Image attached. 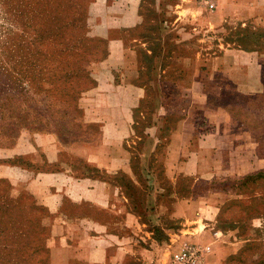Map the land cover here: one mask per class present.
I'll list each match as a JSON object with an SVG mask.
<instances>
[{"label": "crops", "instance_id": "1", "mask_svg": "<svg viewBox=\"0 0 264 264\" xmlns=\"http://www.w3.org/2000/svg\"><path fill=\"white\" fill-rule=\"evenodd\" d=\"M237 1L215 0L216 9L205 15L195 0H156L171 9L180 2L179 19L190 20L193 13L194 20L215 19L210 22L215 27L236 19ZM255 1L264 11V0ZM141 2L112 1L110 34L137 23ZM188 35L195 38L185 26L169 29L148 85L139 60L125 57L124 44L113 42L106 64L118 75L100 74L82 100L85 120L100 124L103 136L67 150L81 165L65 163L48 136L35 139L38 159L30 145L19 147L22 157L60 169L38 173L29 185L51 216L48 264H169L182 244L212 241L217 250L204 254L199 264H228L234 257L218 237H232L239 223L221 213L234 205L249 209L262 199L264 177H250L264 175V157L258 137L235 117L228 100L262 91L260 59L256 52L229 47L210 55L204 46L191 48ZM232 180L235 186L229 185ZM202 183L218 185L206 190Z\"/></svg>", "mask_w": 264, "mask_h": 264}, {"label": "rangeland", "instance_id": "2", "mask_svg": "<svg viewBox=\"0 0 264 264\" xmlns=\"http://www.w3.org/2000/svg\"><path fill=\"white\" fill-rule=\"evenodd\" d=\"M112 1L0 0V132L2 128H13L16 136L12 137L15 139L11 141V147H0V179L8 180L12 185L9 199L16 201L20 196L30 194L33 200L43 206L29 185L40 172L60 171L46 162L22 158L17 154L19 147L30 145L29 148L38 159L39 150L34 151L35 139L37 136H46L57 144L65 163L81 165L71 159L68 148L75 142L98 141L102 138L101 125L85 120L82 100L96 87L100 74L118 75L115 70L108 72L106 64L112 54L113 42L119 40L124 44L125 57L131 59L134 56L139 60L143 84L148 85L151 55L169 29L173 31L179 25L185 26L195 36L194 39L186 36L191 38V48L200 47L201 50L204 46L210 55L219 54L228 47L246 53H258L262 91L250 96L232 95L228 101L235 117L258 137L259 155L264 157V11L259 10V2L238 0L232 8L236 19L215 27V19L204 17L203 20H194L196 17L193 13L190 20L179 19L177 5L180 2H173L174 8L171 9L163 4L159 7L156 0H142L137 23L124 29L121 34L114 35L110 34L108 27ZM195 1L200 3L198 7L203 6L205 15L216 9L215 0ZM197 3L189 2L187 5L197 6ZM251 13L258 14L250 17ZM194 28H198L199 32H195ZM175 31L179 34L178 29ZM251 34L258 35L259 43L250 40ZM183 36L177 35V39ZM174 41L175 38L172 39ZM183 50L181 48L180 51ZM229 91L235 93L236 89L229 86ZM22 113L30 114L31 126L21 127L17 135L16 128L11 125ZM0 143L6 144V141L0 140ZM230 183L237 182L232 180ZM260 183L263 191L264 180ZM217 185L201 184L206 190L214 189ZM256 185L257 182L253 186ZM27 199L30 200V197ZM221 215L224 220L239 223L238 231L232 237L229 233L226 236L219 234L218 237L219 245L230 247L235 254L228 264H264V195L249 209L234 205L223 210ZM50 219L49 214L41 220L45 232L34 236V241L27 246L30 250H25L19 244L23 250L18 256L4 257L2 264H8L6 258L15 264H47ZM15 231L12 229L10 232L12 234ZM217 243H184L177 253L185 245L209 246L213 252L218 248ZM177 247L174 245L169 248L165 255L167 259ZM12 262L10 264H14Z\"/></svg>", "mask_w": 264, "mask_h": 264}, {"label": "trees", "instance_id": "3", "mask_svg": "<svg viewBox=\"0 0 264 264\" xmlns=\"http://www.w3.org/2000/svg\"><path fill=\"white\" fill-rule=\"evenodd\" d=\"M250 40L254 43H259L258 35L251 34ZM165 44L166 41L164 36L161 44L151 55L153 57L150 58L148 74L152 69L151 64L153 62V59L157 54L163 52L164 47L162 48V46ZM167 47H169V45ZM30 120V114L22 113L21 115L17 116V120L13 122L11 126H14V129L16 128L18 135L21 127L31 126L29 124ZM32 124L35 125L34 123ZM0 134V140L6 141V144L0 143V147H11V141L15 139L12 138L15 136V130H13V128H2ZM53 167L54 166H52V168ZM259 177L263 178L264 175L252 176L250 177V179L259 180ZM245 182H248V180L241 181V184H244ZM228 183L230 186H235V184H231L230 181ZM11 190V183L6 179H0V264L4 262V257L10 255L18 256V253H20L23 248H25V250H30L31 248L29 247V249L27 248V246H29L34 241V236L41 235L45 232L44 228L41 226V220L49 215L48 209L44 206L39 205L35 200L31 198L30 194H27V196H20L16 201L9 199L8 195L10 194ZM28 197H30V200L27 199ZM12 229L16 231L15 233L11 234L10 231ZM19 244H22V246L24 247L22 248ZM6 262L10 264V262L12 261L6 258ZM12 263L15 264V262Z\"/></svg>", "mask_w": 264, "mask_h": 264}, {"label": "built area", "instance_id": "4", "mask_svg": "<svg viewBox=\"0 0 264 264\" xmlns=\"http://www.w3.org/2000/svg\"><path fill=\"white\" fill-rule=\"evenodd\" d=\"M211 248L198 247L195 245H185L182 249L173 255L169 264H199L204 257V254L210 253Z\"/></svg>", "mask_w": 264, "mask_h": 264}]
</instances>
